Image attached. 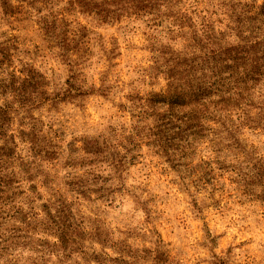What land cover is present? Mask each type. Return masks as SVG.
I'll use <instances>...</instances> for the list:
<instances>
[{"label":"rangeland","instance_id":"1","mask_svg":"<svg viewBox=\"0 0 264 264\" xmlns=\"http://www.w3.org/2000/svg\"><path fill=\"white\" fill-rule=\"evenodd\" d=\"M138 1L0 0V82L37 84L0 90V264H264V79L176 162L139 123L172 53L264 0Z\"/></svg>","mask_w":264,"mask_h":264},{"label":"trees","instance_id":"2","mask_svg":"<svg viewBox=\"0 0 264 264\" xmlns=\"http://www.w3.org/2000/svg\"><path fill=\"white\" fill-rule=\"evenodd\" d=\"M122 2L136 5L139 1L111 3ZM248 7L245 4L232 7L229 25L222 32L203 24L202 36L191 39L187 52L172 53L167 59L164 74L169 91L146 102L145 113L152 121L147 122L149 119L145 117L139 123L150 131L155 144L165 146L163 152L169 162H176L177 155L183 157L200 139L209 120H218L219 113L231 108L245 113L252 90L264 79V7L250 17L244 10ZM258 22L260 27L250 26ZM29 75V79L12 75L7 85L0 82L1 94L21 97L24 102L35 101L37 84L31 80L36 79V74L29 72ZM6 115V108L0 107V122L6 120ZM58 230L66 237L64 229ZM61 240L64 241L62 237Z\"/></svg>","mask_w":264,"mask_h":264}]
</instances>
